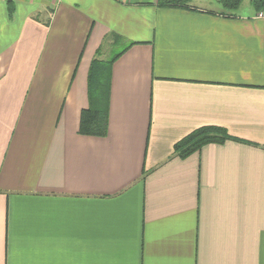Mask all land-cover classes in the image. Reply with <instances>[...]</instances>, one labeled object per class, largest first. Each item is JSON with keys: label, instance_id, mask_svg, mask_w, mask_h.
<instances>
[{"label": "crops", "instance_id": "obj_1", "mask_svg": "<svg viewBox=\"0 0 264 264\" xmlns=\"http://www.w3.org/2000/svg\"><path fill=\"white\" fill-rule=\"evenodd\" d=\"M192 1L0 0V264H264V20Z\"/></svg>", "mask_w": 264, "mask_h": 264}, {"label": "trees", "instance_id": "obj_2", "mask_svg": "<svg viewBox=\"0 0 264 264\" xmlns=\"http://www.w3.org/2000/svg\"><path fill=\"white\" fill-rule=\"evenodd\" d=\"M146 2L148 0H139ZM223 11H233L237 9L243 0H218ZM191 0H155V3L161 7H188ZM254 10H264V0H251ZM12 9L9 6V11ZM119 38V36H116ZM120 53H115L109 60L103 61L94 59L89 68V96L92 98V93H98L103 89L101 78H105V71L109 70L110 65ZM107 129V110L106 106L101 108H88L81 112L79 121V132L85 135L104 136ZM230 136L224 128L218 126H201L192 130L185 135L173 146V151L176 155L183 158L190 153L199 149L202 145L210 142H222Z\"/></svg>", "mask_w": 264, "mask_h": 264}, {"label": "rangeland", "instance_id": "obj_3", "mask_svg": "<svg viewBox=\"0 0 264 264\" xmlns=\"http://www.w3.org/2000/svg\"><path fill=\"white\" fill-rule=\"evenodd\" d=\"M245 1H247V0H245ZM192 3L193 4H199L200 2L197 1V0H194V1H192ZM113 49H114V52H115V51H119L121 49V47L116 46V48H112V49L111 48H104L102 50V52H103L102 58L107 59L110 56V54L113 51Z\"/></svg>", "mask_w": 264, "mask_h": 264}, {"label": "built area", "instance_id": "obj_4", "mask_svg": "<svg viewBox=\"0 0 264 264\" xmlns=\"http://www.w3.org/2000/svg\"><path fill=\"white\" fill-rule=\"evenodd\" d=\"M255 18L263 19L264 20V10L257 11L255 13Z\"/></svg>", "mask_w": 264, "mask_h": 264}]
</instances>
